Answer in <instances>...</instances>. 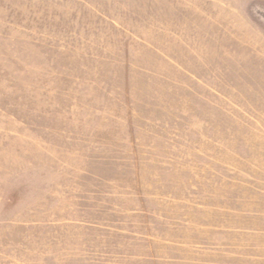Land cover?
I'll use <instances>...</instances> for the list:
<instances>
[{"label":"rangeland","instance_id":"rangeland-1","mask_svg":"<svg viewBox=\"0 0 264 264\" xmlns=\"http://www.w3.org/2000/svg\"><path fill=\"white\" fill-rule=\"evenodd\" d=\"M0 264H264V0H0Z\"/></svg>","mask_w":264,"mask_h":264}]
</instances>
